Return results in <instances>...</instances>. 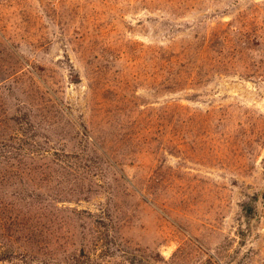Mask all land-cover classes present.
I'll list each match as a JSON object with an SVG mask.
<instances>
[{"label": "rangeland", "instance_id": "rangeland-1", "mask_svg": "<svg viewBox=\"0 0 264 264\" xmlns=\"http://www.w3.org/2000/svg\"><path fill=\"white\" fill-rule=\"evenodd\" d=\"M0 264H264L263 0H0Z\"/></svg>", "mask_w": 264, "mask_h": 264}, {"label": "built area", "instance_id": "built-area-1", "mask_svg": "<svg viewBox=\"0 0 264 264\" xmlns=\"http://www.w3.org/2000/svg\"><path fill=\"white\" fill-rule=\"evenodd\" d=\"M263 2H264V0H263Z\"/></svg>", "mask_w": 264, "mask_h": 264}]
</instances>
